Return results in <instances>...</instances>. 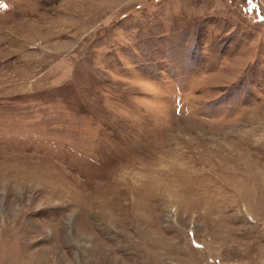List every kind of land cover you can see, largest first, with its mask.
<instances>
[{"label":"rangeland","instance_id":"rangeland-1","mask_svg":"<svg viewBox=\"0 0 264 264\" xmlns=\"http://www.w3.org/2000/svg\"><path fill=\"white\" fill-rule=\"evenodd\" d=\"M0 264H264V0H0Z\"/></svg>","mask_w":264,"mask_h":264}]
</instances>
